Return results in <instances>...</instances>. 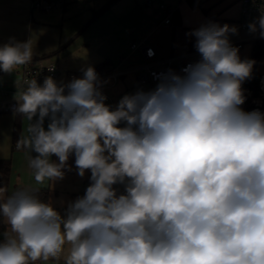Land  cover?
<instances>
[{
    "label": "clouds",
    "instance_id": "9594fccd",
    "mask_svg": "<svg viewBox=\"0 0 264 264\" xmlns=\"http://www.w3.org/2000/svg\"><path fill=\"white\" fill-rule=\"evenodd\" d=\"M249 30L264 38V13ZM236 31L194 30L198 62L115 107L93 67L67 84L17 79L14 114L29 122L17 148L36 184L62 180L72 155L91 183L63 214L39 188L0 187V264H264V113L240 107L255 62L230 43ZM33 57L31 38L11 37L0 70Z\"/></svg>",
    "mask_w": 264,
    "mask_h": 264
},
{
    "label": "crops",
    "instance_id": "0c3cea01",
    "mask_svg": "<svg viewBox=\"0 0 264 264\" xmlns=\"http://www.w3.org/2000/svg\"><path fill=\"white\" fill-rule=\"evenodd\" d=\"M140 1L142 3L144 0H132V8L130 9V12H136L138 16L135 20L136 24L131 28L132 39L112 54L89 55L88 59L92 63L89 67L98 70L103 69L102 67H121L127 70L139 68L143 63L142 52L140 50L132 51L131 46L143 42L154 48L156 58L153 63L157 67L162 65L163 60L171 57H184L188 61L197 62L200 56L192 42L193 37L190 35L188 40L180 38L184 32L183 29L190 26L186 24V22L184 23V20L186 19V15L194 10L191 0H179L178 2H176V0H166L170 6L167 8L165 7L166 10H164L162 9L164 5H161L158 12L149 9L150 6H152L150 0L146 1V7L140 5ZM33 2L34 0H0V45L7 43L11 37H14L17 41H26L31 38L34 49L33 59L42 60L45 63H56L61 71V82L63 84L70 82L68 78V74L70 73H75L77 78H83L84 70L88 68L89 64L85 65L83 62L73 63L70 57H64L63 55L67 51L68 45L72 42L71 36H68L61 26L36 21L35 11L38 9L34 8ZM76 3L77 2L70 3L62 9L66 10L76 5ZM233 5L237 7V13L232 23H230V26L237 28L240 15V0H235ZM233 5L230 4L229 9H231ZM170 11L172 12L170 18L171 22L166 23L165 20ZM117 12L120 13L119 10H117ZM102 14L103 13H101V15ZM233 35H235V33L229 34L231 44L249 36V34L246 33L242 38L236 39ZM232 46L236 47V45L233 44ZM16 70L20 80L21 66H18ZM3 73L4 72L1 71L0 75ZM0 87L6 89L10 97L15 96L17 93L16 83L11 84L6 81L0 83ZM155 88L156 85L139 84L137 72L130 71L127 75L120 78L118 83L109 90V93L113 97L116 106L119 100L126 94H134L138 90L147 92ZM3 99L4 97L0 95V101ZM2 115L3 114L0 113V116ZM17 122H20L19 140L22 136L27 135L29 122L26 118L15 114L13 131ZM120 126L123 127L124 124ZM18 140L14 141L12 132L14 147ZM32 155H35V153H32ZM29 156L30 153L23 149H18L12 154L11 180L9 188L6 189L9 194L24 187L49 190L51 194V203L61 214L64 213L68 202L74 201L76 198L85 194L86 188L91 183V172L90 170H86L85 176L81 178L75 167L74 155L70 156L68 160L71 171L65 170V176L62 180L54 182L45 180L43 184L39 185L36 184L33 170L28 165ZM0 159H8V156L0 154ZM51 159L55 161L58 158L52 156ZM114 187H116L120 193L124 191L123 185H115ZM36 264H55V262L51 260L48 262L37 261ZM59 264H63L62 259L59 261Z\"/></svg>",
    "mask_w": 264,
    "mask_h": 264
},
{
    "label": "rangeland",
    "instance_id": "374dc122",
    "mask_svg": "<svg viewBox=\"0 0 264 264\" xmlns=\"http://www.w3.org/2000/svg\"><path fill=\"white\" fill-rule=\"evenodd\" d=\"M109 0H77L76 5L66 10L56 9L48 13L35 11V20L41 23L56 24L61 26L64 31L71 36L72 42L63 54L68 56L72 62L81 63L91 66L88 59L92 54H112L122 48L131 37L132 26L136 24V12H130L132 0H118L109 4ZM146 1H140V5L146 7ZM152 6L149 9L158 12L161 5L166 8L170 6L166 0H150ZM179 0H176L178 2ZM235 0H191L193 11L186 15L184 23L189 24L180 38L188 40L191 33L200 28L202 25L209 23L225 24L230 26L233 18L237 13V7L233 5ZM108 3V4H107ZM233 5L229 9V5ZM117 10H119L118 13ZM225 10V11H224ZM223 11V12H222ZM101 13H103L101 15ZM219 13V14H218ZM100 14V15H99ZM218 14V15H217ZM237 29V28H236ZM246 33H235L234 38H242ZM192 42L195 46L196 37ZM263 46H264V41ZM254 42L250 41L239 49V55L242 60H252V50ZM70 55V56H69ZM259 74L264 73V54L259 61L256 69ZM2 70H0L1 72ZM252 73V71H251ZM19 79V74L15 69L11 73L0 75V83H15ZM0 116V154L12 158L13 149L12 132L14 125V116L12 113H2ZM8 154V155H6ZM51 202V194H50Z\"/></svg>",
    "mask_w": 264,
    "mask_h": 264
},
{
    "label": "built area",
    "instance_id": "2783aa9c",
    "mask_svg": "<svg viewBox=\"0 0 264 264\" xmlns=\"http://www.w3.org/2000/svg\"><path fill=\"white\" fill-rule=\"evenodd\" d=\"M77 0H34L33 6L35 9L40 10L43 13L51 12L56 9H62L70 3H74ZM162 9L166 10L165 6ZM264 13V0H240V15L237 22V31L246 32L249 34L248 37L242 39L238 42L232 43L236 45L238 49L244 47V45L250 41L254 43L257 41H264V38L260 37L259 31L253 33L249 30V24L257 21L258 17ZM172 12L168 13V17L165 22H171ZM132 51L140 50L142 52L143 63L139 68L127 70L121 67H104L101 70L95 69L98 74L99 81L101 82V91L105 96H107L106 104L115 107L114 99L109 93V90L113 88L122 76L127 75L130 71L137 72V80L139 84H152L158 85V77L161 74L168 73L170 70L176 74L183 75V69L189 64L196 62H191L186 60L184 57H171L162 61V65L157 67L154 65V60L156 58V52L154 48L146 43L133 44L131 46ZM200 56V54H199ZM201 56L199 57V60ZM198 60V61H199ZM197 61V62H198ZM50 67H54V71H49ZM21 81L24 79H36L38 84L43 85L44 79L51 76L57 84H63L61 82V71L58 65L54 62L45 63L42 60L33 59L30 63L21 65ZM70 81L77 78L75 73L68 74ZM245 102L241 105L244 110L247 104L251 105L252 108L245 112H252L259 110L264 113V73L260 75L258 81V95L253 96V91L250 89H242ZM18 91V89H17ZM17 94V93H16ZM0 95L4 97L0 101V113H12L14 114V109L16 106L15 96L10 97L8 91L0 87ZM18 115V114H16ZM16 150L17 144L14 147Z\"/></svg>",
    "mask_w": 264,
    "mask_h": 264
},
{
    "label": "trees",
    "instance_id": "16d2710c",
    "mask_svg": "<svg viewBox=\"0 0 264 264\" xmlns=\"http://www.w3.org/2000/svg\"><path fill=\"white\" fill-rule=\"evenodd\" d=\"M118 0H109V4H113ZM264 54V46L262 41H257L254 43V47L252 50V61H254V65L252 68V73L248 79L242 82V89H250L253 91V96L258 95V81L260 78L259 72L256 70L259 61L261 60ZM104 68V67H102ZM241 107V106H240ZM252 108L251 105L247 104L244 108L245 111H248ZM18 116L22 117L18 114ZM20 134V122H17L14 127L13 136L14 141L18 140ZM11 172H12V161L11 159H0V187L4 189H8L11 180ZM40 198L45 202H50V192L49 190H40ZM51 203V202H50ZM8 230V226L5 220L0 218V241L3 240V232Z\"/></svg>",
    "mask_w": 264,
    "mask_h": 264
},
{
    "label": "bare ground",
    "instance_id": "6f19581e",
    "mask_svg": "<svg viewBox=\"0 0 264 264\" xmlns=\"http://www.w3.org/2000/svg\"><path fill=\"white\" fill-rule=\"evenodd\" d=\"M255 111H259V110H255ZM259 112H261V111H259ZM262 113V112H261Z\"/></svg>",
    "mask_w": 264,
    "mask_h": 264
}]
</instances>
